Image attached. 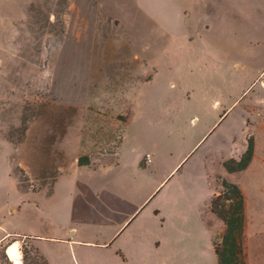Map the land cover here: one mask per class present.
<instances>
[{"label":"rangeland","instance_id":"obj_1","mask_svg":"<svg viewBox=\"0 0 264 264\" xmlns=\"http://www.w3.org/2000/svg\"><path fill=\"white\" fill-rule=\"evenodd\" d=\"M224 181L245 196L243 260L264 264V0H0V237L105 242L122 202L141 208L117 241L43 240L49 263L218 264L204 223L215 251ZM35 247L14 235L0 264Z\"/></svg>","mask_w":264,"mask_h":264},{"label":"trees","instance_id":"obj_2","mask_svg":"<svg viewBox=\"0 0 264 264\" xmlns=\"http://www.w3.org/2000/svg\"><path fill=\"white\" fill-rule=\"evenodd\" d=\"M254 143L250 141L246 152L239 161L231 160L225 163V168L231 174L248 169L254 157ZM223 193H220L211 204V209L218 218L225 222L226 228L220 247L215 246L218 264H245L243 260V237L246 222L245 196L239 186L227 181L223 182ZM228 207V210H225ZM38 254L35 263L48 264L47 260L35 248ZM28 260V251L25 249Z\"/></svg>","mask_w":264,"mask_h":264},{"label":"crops","instance_id":"obj_3","mask_svg":"<svg viewBox=\"0 0 264 264\" xmlns=\"http://www.w3.org/2000/svg\"><path fill=\"white\" fill-rule=\"evenodd\" d=\"M220 118V117H219ZM212 129V128H211ZM211 129H210V131H211ZM205 138V136L202 138V140ZM202 140H200L199 142H198V144L190 151V153L187 155V156H189L191 153H192V151L201 143V141ZM150 157H151V155H150ZM141 162V161H140ZM151 162H152V158H151ZM188 162V160L186 161V163ZM185 163V164H186ZM184 164V165H185ZM184 165H183V167H184ZM180 166V164L176 167V169L178 168ZM139 167L141 168V169H143V170H146L148 167H143V166H141V164L139 163ZM175 169V170H176ZM174 170V171H175ZM206 174H207V176H206V178H208V173L206 172ZM169 178V176L165 179V180H163L162 181V183L154 190V192L150 195V197L152 196V195H154V193L156 192V191H158V189L166 182V180ZM207 182H208V184L210 185V183H209V181L207 180ZM210 188H211V185H210ZM163 189V188H162ZM162 189L159 191V192H157V194L154 196V198L162 191ZM212 189V188H211ZM212 196H213V191H211L210 193H209V196H208V200H207V204H206V206L208 207V204L210 203V201H211V198H212ZM150 197H148V199L150 198ZM147 199V200H148ZM146 200V201H147ZM115 203V202H114ZM27 205V207H22V208H20L19 206H18V210H21V209H26V208H28V204H26ZM35 206V208H34V210L35 211H37V209L38 208H40V204L37 206L36 204L34 205ZM133 206H130V205H127V204H124V203H122V202H119V203H115L114 205H112L111 207H109V210H106L105 212H101V213H99V215L101 216L100 218H101V220L102 221H110L111 222V220H116L117 219V217L118 216H120V217H125V221L123 222V224L122 225H120L119 226V228H117V230L115 231V233H114V235L108 240V241H105V242H98V241H94V239L93 238H91V239H84V238H82V239H78V241H77V239H76V232L75 231H72V234H71V236H68V237H46V236H43V235H37V234H32V233H23V234H21L20 232H7V233H4L3 232V235L0 237V249L2 248V246L9 240V238H11L12 236H14V235H19V236H26V235H29V236H34L35 238H36V243H37V246L38 247H35L37 250H38V252L47 260V262H48V264H50L49 263V261H48V259L46 258V256L42 253V251L40 250V244H41V242L43 241V240H45V241H50V242H57V243H59V244H61V243H68L69 245L71 244V245H74L75 243L76 244H82L81 246L83 247H87V248H91V247H95V246H97V245H101V246H107V245H109V244H113L115 241H117L125 232H126V230L131 226V224L133 223V221L136 219V218H134L131 222H129L135 215H136V213L139 211V209L141 208V206L140 207H135L134 206V208H132ZM131 210V211H130ZM11 211L13 212V214H15V210H12L11 209ZM82 212V214H84L85 212H83V211H81ZM156 214L157 215H159L160 214V211L159 210H157L156 211ZM101 221V222H102ZM129 222V224L126 226V224ZM204 223V222H203ZM126 226V227H125ZM2 227V226H1ZM204 228H205V233H206V240H207V245H208V250H210L214 255H215V251H214V247H213V243H212V234H211V232H210V230H209V228L207 227V225L204 223ZM73 230V229H72ZM118 235V236H117ZM116 237V238H115ZM70 238V239H69ZM113 239H115L114 240V242H112V240ZM112 242V243H111ZM157 245H161V243H159L158 242V244ZM75 246V245H74ZM122 254H124V252L120 249L119 250ZM124 256H125V260H123V258H122V260L124 261V262H126L127 261V258H126V255L124 254ZM1 257H3V252H1L0 251V258ZM1 261V260H0ZM78 264H80V263H78Z\"/></svg>","mask_w":264,"mask_h":264},{"label":"bare ground","instance_id":"obj_4","mask_svg":"<svg viewBox=\"0 0 264 264\" xmlns=\"http://www.w3.org/2000/svg\"><path fill=\"white\" fill-rule=\"evenodd\" d=\"M19 245L18 243H13L6 249L7 255L12 262H18L22 259Z\"/></svg>","mask_w":264,"mask_h":264},{"label":"built area","instance_id":"obj_5","mask_svg":"<svg viewBox=\"0 0 264 264\" xmlns=\"http://www.w3.org/2000/svg\"><path fill=\"white\" fill-rule=\"evenodd\" d=\"M147 160L151 162V157L149 155L147 156Z\"/></svg>","mask_w":264,"mask_h":264},{"label":"water","instance_id":"obj_6","mask_svg":"<svg viewBox=\"0 0 264 264\" xmlns=\"http://www.w3.org/2000/svg\"><path fill=\"white\" fill-rule=\"evenodd\" d=\"M11 262V261H10ZM12 263V262H11Z\"/></svg>","mask_w":264,"mask_h":264}]
</instances>
